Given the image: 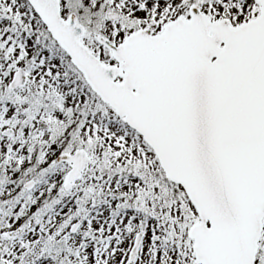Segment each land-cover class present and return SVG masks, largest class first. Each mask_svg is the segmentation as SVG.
<instances>
[{"label":"snow or ice","instance_id":"1","mask_svg":"<svg viewBox=\"0 0 264 264\" xmlns=\"http://www.w3.org/2000/svg\"><path fill=\"white\" fill-rule=\"evenodd\" d=\"M0 264H264V0H0Z\"/></svg>","mask_w":264,"mask_h":264}]
</instances>
